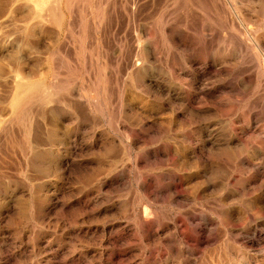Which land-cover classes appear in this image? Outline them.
Returning <instances> with one entry per match:
<instances>
[{"label": "rangeland", "instance_id": "rangeland-1", "mask_svg": "<svg viewBox=\"0 0 264 264\" xmlns=\"http://www.w3.org/2000/svg\"><path fill=\"white\" fill-rule=\"evenodd\" d=\"M42 1L0 0V264H264V0Z\"/></svg>", "mask_w": 264, "mask_h": 264}, {"label": "bare ground", "instance_id": "bare-ground-1", "mask_svg": "<svg viewBox=\"0 0 264 264\" xmlns=\"http://www.w3.org/2000/svg\"><path fill=\"white\" fill-rule=\"evenodd\" d=\"M33 1V0H32ZM36 0H34V3L36 4V2H37V5H39L40 4V6H41V1H39L38 2V0L35 2ZM52 1V0H51ZM43 2V1H42ZM43 3H45V2H43ZM50 3V2H49ZM49 3H47V5L49 4ZM52 3V2H51ZM50 5V4H49ZM43 6V5H42ZM53 6V5H52ZM43 8V10H45L44 9V7H42ZM38 9H40L39 7H38ZM36 9H34V11H35ZM48 10L49 9H47V12H46V14L48 13ZM45 12V11H44ZM38 13V12H37ZM36 13V14H37ZM55 13V12H54ZM38 15V14H37ZM49 15H51L50 13H49ZM41 16V15H40ZM46 16V15H45ZM39 19V18H38ZM51 21V20H50ZM89 22V21H88ZM5 36V35H4ZM13 38V37H12ZM51 38V37H50ZM10 40V39H9ZM15 40V39H14ZM93 41V40H92ZM16 42V41H15ZM90 44V43H89ZM109 50V49H108ZM94 51V50H93ZM92 51V52H93ZM131 54V53H130ZM132 56V55H131ZM141 57V56H140ZM54 58V57H53ZM128 62V61H127ZM54 66V65H53ZM14 76H15V74H14ZM9 77H10V75H9ZM9 77H7V78H9ZM29 77V76H28ZM16 78V77H15ZM14 77L12 78V81H13V83H14V87H13V90H12V92H11V95H10V99H9V104H10V107H11V109L12 110H15L17 107H19V105L21 104V103H23L27 98L28 99H30V98H32V96L34 97V95L32 94V93H34L35 95L37 94L38 95V93L40 94V90L38 89L39 88V86H38V84H36V83H32V82H29V81H24V80H20V79H15ZM39 82V81H38ZM41 82V81H40ZM10 83V82H9ZM40 84H42V82L40 83ZM52 84V83H51ZM43 85V84H42ZM50 85V84H49ZM42 87V86H41ZM41 89V88H40ZM37 90H38V93H37ZM50 90V89H49ZM47 91H48V89H47ZM36 92V93H35ZM45 92H46V90H45ZM44 92V93H45ZM50 92V91H49ZM48 92V93H49ZM47 93V92H46ZM46 93H45V95H46ZM8 94H9V92H8ZM41 94H42V92H41ZM51 94V93H50ZM29 95H30V98H29ZM44 95V94H43ZM44 95V96H45ZM7 97H9L8 95H6ZM41 96V95H40ZM50 96V95H49ZM6 97V98H7ZM36 97V96H35ZM37 97H39V96H37ZM46 97V96H45ZM45 97H44V99H45ZM5 99V98H4ZM8 99V98H7ZM41 100V99H40ZM28 101V100H27ZM36 101V100H35ZM38 101V100H37ZM46 101H48V100H46ZM46 101H44V102H46ZM28 104V103H27ZM42 104V103H41ZM36 105V104H35ZM32 107V106H31ZM43 107V106H42ZM23 112V111H22ZM4 115V114H3ZM20 132V131H19Z\"/></svg>", "mask_w": 264, "mask_h": 264}]
</instances>
